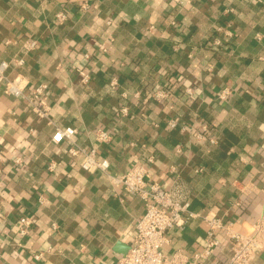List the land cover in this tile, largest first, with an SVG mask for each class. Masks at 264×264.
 Here are the masks:
<instances>
[{
    "label": "crops",
    "instance_id": "obj_1",
    "mask_svg": "<svg viewBox=\"0 0 264 264\" xmlns=\"http://www.w3.org/2000/svg\"><path fill=\"white\" fill-rule=\"evenodd\" d=\"M20 56L7 75L20 74L26 92L47 84L48 111L0 85V264H114L132 244L142 199L82 170L69 141L51 139L56 127H74L73 141L97 147L114 175L141 163L164 187L178 177L193 215L168 231L166 254L199 250L207 213L254 231L264 212V0H0V60ZM97 128L110 140L96 143ZM232 245L222 237L201 264L227 262ZM243 264H264V249Z\"/></svg>",
    "mask_w": 264,
    "mask_h": 264
},
{
    "label": "built area",
    "instance_id": "obj_2",
    "mask_svg": "<svg viewBox=\"0 0 264 264\" xmlns=\"http://www.w3.org/2000/svg\"><path fill=\"white\" fill-rule=\"evenodd\" d=\"M179 5H188L195 0H174ZM58 21H64L66 14L63 11L56 13ZM25 51H30L36 46L33 38L24 41ZM105 50V46H101ZM24 63L22 56L16 57L12 62L0 60V85L5 94L20 97L28 101L32 110L40 116H47L48 108L44 106L43 94L48 86L45 83H37L30 92H26V85L23 77L17 74L13 77L7 75L11 64L20 66ZM81 80L87 82L89 75L79 70ZM189 90V89H188ZM230 88L224 87L218 93L220 100H226L230 95ZM167 93L164 89L156 91V97H163ZM120 113H128L127 105H122ZM178 117L170 120L169 125L175 127L179 124ZM185 126H182V129ZM76 129L71 126L63 128L56 127L51 139L59 142L66 138L69 141L67 153L76 161L78 166L86 172L100 171L105 173L113 184L121 185L130 195L139 196L144 203V211L137 219L132 244L128 251L117 259L114 264H201L208 260L222 243V237L232 242V253L227 262L223 264H243L250 259L255 251L264 249V212L253 224L254 231L243 234L236 231L231 220H224L222 217L207 213L203 216L206 224V235L203 246L192 253L186 254L181 249H174L168 255L164 247L168 245L171 238L168 231L174 227H182L186 219L193 215L189 210L190 199L187 190L177 176L173 178L170 187H164L157 181L149 179V173L144 164L134 163L123 173L114 175L109 172V160L99 154L97 147H85L73 141L72 136ZM96 143H104L110 140V133L97 128L94 131ZM200 136V132L197 133ZM214 141V139H211ZM148 162L153 157H147ZM57 162L47 161V169L53 170ZM201 170V168H198ZM264 210V207H263ZM23 225L29 224V217L20 218ZM24 228H22V231ZM41 253L34 255L40 258Z\"/></svg>",
    "mask_w": 264,
    "mask_h": 264
}]
</instances>
